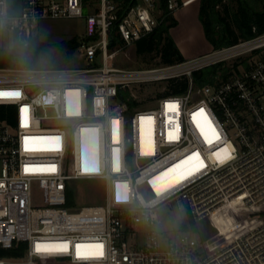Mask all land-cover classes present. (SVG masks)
Masks as SVG:
<instances>
[{
	"label": "built area",
	"instance_id": "obj_1",
	"mask_svg": "<svg viewBox=\"0 0 264 264\" xmlns=\"http://www.w3.org/2000/svg\"><path fill=\"white\" fill-rule=\"evenodd\" d=\"M194 1L168 0V14ZM85 8L83 0H21L12 13L0 0V33L25 44L41 22L83 19L78 52L87 63L0 69V249L22 253L0 264H264V34L173 65L120 69L112 65L118 49H108L116 5L99 0L84 15ZM155 12L153 0L127 11L118 25L125 46L154 31L164 19ZM212 67L198 85L194 74ZM172 80L185 89L168 93ZM148 86L160 88L144 103L137 90ZM167 103L178 107L167 111ZM201 109L218 139L209 132L206 140L197 127ZM142 117L152 118L143 132ZM31 137L41 139L30 148L55 150H26ZM225 149L231 158L221 163ZM92 181L106 186L105 204L69 208L77 182ZM163 207L176 212V228L163 230ZM182 214L196 226L223 215L262 219L207 253L193 230L179 227ZM63 242L67 250L37 251ZM90 244H102L103 255L77 254V245Z\"/></svg>",
	"mask_w": 264,
	"mask_h": 264
},
{
	"label": "trees",
	"instance_id": "obj_2",
	"mask_svg": "<svg viewBox=\"0 0 264 264\" xmlns=\"http://www.w3.org/2000/svg\"><path fill=\"white\" fill-rule=\"evenodd\" d=\"M87 9L89 0H83ZM99 1V0H96ZM116 5L118 20L108 30V49L110 52L124 48L125 44L118 33V25L127 11L136 6L140 0H108ZM225 0H200L199 20L203 26L204 35L213 49L229 46L240 39H248L255 35L264 34V0H231V12L224 5ZM156 11H160L164 17L154 31L137 40L136 56L145 64H151L158 59L159 64L173 65L185 61L176 43L170 35V29L177 26L178 22L174 14H168V0H153ZM223 6L224 14L219 7ZM97 36L94 37L96 39ZM85 40V38L83 39ZM83 40L74 38L68 42L55 44L54 46L65 50V62L72 59ZM45 44L38 35L30 37L27 43L21 42L17 34L12 35V44L7 47L0 46V69H41L42 49ZM64 62V64H65ZM62 64L58 69H66ZM216 67L207 68L194 74L198 85L208 81L209 76L215 73ZM186 87L185 81H170L168 93L182 92ZM1 108L0 110H2ZM76 194V195H75ZM76 191L69 192L67 206L74 208L78 205ZM263 214L264 213H259ZM182 230L191 229L197 231L196 224L187 216L185 222H180ZM22 253L19 249L4 251L0 249L1 257L17 258ZM39 264H55L53 260Z\"/></svg>",
	"mask_w": 264,
	"mask_h": 264
},
{
	"label": "rangeland",
	"instance_id": "obj_3",
	"mask_svg": "<svg viewBox=\"0 0 264 264\" xmlns=\"http://www.w3.org/2000/svg\"><path fill=\"white\" fill-rule=\"evenodd\" d=\"M10 11L18 13L21 7V0H8ZM198 5L196 2L182 10L180 16V26L172 31V35L178 48L185 60L196 58L200 55L206 54L212 50L210 43H208L202 25L198 19ZM224 5L231 12V0H225ZM90 12L96 11L98 8V1L89 0L87 3ZM224 7L220 6L221 14H224ZM88 11L84 9V15ZM159 15V11L155 12ZM40 40L45 44L41 53V69H58L65 62L66 51L55 47V44L68 42L74 38L83 40L86 37L84 20L71 19V20H56L44 21L39 24L36 32ZM12 44V35L0 33V46L7 47ZM158 59L154 60L151 64H145L140 58L136 56V47L134 44L125 46L124 48L115 51L112 60V65L120 69H136L149 66L158 65ZM66 69L85 68L87 63L78 51L75 52L71 60L65 62ZM158 86H148L141 90H137L139 99L144 103H148L156 92L159 90ZM149 105H154L151 103ZM78 195L76 201L79 206L89 205H104L106 197V186L100 181L92 182H77ZM76 195V194H75ZM36 203H40L39 192L35 193ZM242 211V209H240ZM176 212L171 208L163 207L158 211L159 218L163 222V230H170L176 228L174 216ZM179 213H177L178 215ZM182 222L186 221L184 214L181 215ZM262 217L249 218L244 215L238 216L237 214L223 215L219 217L218 223L214 224L212 219H204L197 223V231L194 238L198 241L200 248L207 253L212 252L228 243L232 238L249 230L255 223L260 221ZM142 238V237H141ZM139 239V243L143 239ZM55 264H63L60 261H55Z\"/></svg>",
	"mask_w": 264,
	"mask_h": 264
},
{
	"label": "snow or ice",
	"instance_id": "obj_4",
	"mask_svg": "<svg viewBox=\"0 0 264 264\" xmlns=\"http://www.w3.org/2000/svg\"><path fill=\"white\" fill-rule=\"evenodd\" d=\"M166 110L167 111H172L174 112L177 109V105L175 103H167L166 104ZM199 116L203 119V124L198 123L197 127L200 128L201 130V134L205 136V139L208 140V133L210 132L212 134V138L213 139H218L219 135L218 133H216L215 128L212 126L210 120H208L206 114L204 113V110L201 109L199 110V112L197 114H194V119H196V117ZM152 118L151 117H142L141 118V130L143 132L144 129V122L145 121H149L151 122ZM171 123V121H169ZM168 138L169 140H174L176 138L175 135V130H170L168 132ZM41 138H35V137H31V138H25L26 140V150H55L52 147H47V148H38V147H29L28 146V142L29 141H38ZM154 147V146H153ZM194 156L198 157L199 154L195 153L193 154ZM231 158V154L225 149L224 150V155L221 156L219 153H217V159L222 163L224 162L225 159H230ZM189 159H191V157H189ZM176 167H179V165H176ZM47 168L49 170L54 171L55 170V166L54 165H50L47 166ZM26 172L30 170V168L28 166H26ZM196 171H198L199 169H195ZM191 174V173H189ZM182 178L186 179L187 176H183ZM81 249H86L87 253L89 255H103V245L102 244H90V245H77V254L80 255L81 254ZM67 250V243L63 242L61 244H58L56 246H51V245H37V251H64Z\"/></svg>",
	"mask_w": 264,
	"mask_h": 264
},
{
	"label": "crops",
	"instance_id": "obj_5",
	"mask_svg": "<svg viewBox=\"0 0 264 264\" xmlns=\"http://www.w3.org/2000/svg\"><path fill=\"white\" fill-rule=\"evenodd\" d=\"M196 2H199V0L198 1H196ZM196 2H194V3H196ZM194 3H192V4H194ZM192 4H190V5H192ZM190 5H188V6H190ZM188 6H186V7H188ZM186 7H182L181 9H179L178 11H176L175 13H174V17H175V19L177 20V22H178V24H177V26L176 27H174V28H172V29H170V35H171V37L173 38V40H174V37H173V35H172V31L174 30V29H176L177 27H179L180 26V16H181V13H182V10L184 9V8H186ZM198 19H199V5H198ZM200 21V20H199ZM201 23V22H200ZM202 25V24H201ZM202 29H203V26H202ZM204 32V31H203ZM174 42L176 43V41L174 40ZM209 43V42H208ZM177 45V44H176ZM212 46V45H211ZM177 47H178V45H177ZM179 49V48H178ZM212 49H213V47H212ZM180 51V50H179Z\"/></svg>",
	"mask_w": 264,
	"mask_h": 264
},
{
	"label": "bare ground",
	"instance_id": "obj_6",
	"mask_svg": "<svg viewBox=\"0 0 264 264\" xmlns=\"http://www.w3.org/2000/svg\"><path fill=\"white\" fill-rule=\"evenodd\" d=\"M194 2H196V1H194ZM194 2H193V3H194Z\"/></svg>",
	"mask_w": 264,
	"mask_h": 264
}]
</instances>
